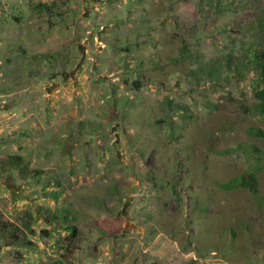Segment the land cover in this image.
Here are the masks:
<instances>
[{"label": "rangeland", "instance_id": "1", "mask_svg": "<svg viewBox=\"0 0 264 264\" xmlns=\"http://www.w3.org/2000/svg\"><path fill=\"white\" fill-rule=\"evenodd\" d=\"M258 50L264 0H0V264H264Z\"/></svg>", "mask_w": 264, "mask_h": 264}, {"label": "trees", "instance_id": "2", "mask_svg": "<svg viewBox=\"0 0 264 264\" xmlns=\"http://www.w3.org/2000/svg\"><path fill=\"white\" fill-rule=\"evenodd\" d=\"M38 12L41 14L45 11L46 14H50V8L49 6L45 5V4H40L37 7ZM257 62L255 61V67L256 70L258 72L259 75V83L261 85H263V88L259 89L256 92V98L260 101V103L262 104V106L264 107V51H257V56L256 58ZM243 67L242 65H236L235 67V72L240 73L242 71ZM3 169L5 167H9V168H13L15 170H25V172H27L28 174H26V177L30 175V173L28 172V167L24 165L23 159L20 157H14L11 158L10 160H8V162L3 163ZM241 184L247 188H249V190L252 193H256L257 192V182H256V178L252 175H243L242 176V180H241ZM75 229H74V234L75 235ZM29 246H33V244L31 242H29Z\"/></svg>", "mask_w": 264, "mask_h": 264}]
</instances>
